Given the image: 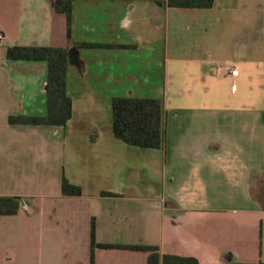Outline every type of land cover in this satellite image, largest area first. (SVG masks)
<instances>
[{"label": "crops", "instance_id": "crops-1", "mask_svg": "<svg viewBox=\"0 0 264 264\" xmlns=\"http://www.w3.org/2000/svg\"><path fill=\"white\" fill-rule=\"evenodd\" d=\"M0 31V196L20 204L0 264L264 261V0H72L70 24L56 0H0ZM13 45L69 48L65 126L9 120L47 111V62ZM114 96L162 99L160 148L115 136Z\"/></svg>", "mask_w": 264, "mask_h": 264}, {"label": "trees", "instance_id": "trees-1", "mask_svg": "<svg viewBox=\"0 0 264 264\" xmlns=\"http://www.w3.org/2000/svg\"><path fill=\"white\" fill-rule=\"evenodd\" d=\"M172 7H211L214 0H166ZM56 8L67 14L69 24L72 15V0H56ZM70 32V31H69ZM70 34V33H69ZM78 46H104L92 42H80ZM7 57L16 60H43L47 62L46 100L44 115L10 116L11 122L51 124L65 126L72 117V97L67 89V75L71 61L68 47L51 45H13L7 49ZM113 132L128 144L160 148L164 141V107L158 97L114 96L112 98ZM62 191L65 195H81L82 188L63 178ZM110 193V192H108ZM19 197L0 196V214H13L19 209ZM93 223L92 242L96 244ZM108 246L106 244H100ZM134 248L149 251L147 264H201L196 257L176 254H161L156 245H139ZM91 264H94L93 256ZM228 264H264L230 262Z\"/></svg>", "mask_w": 264, "mask_h": 264}, {"label": "built area", "instance_id": "built-area-1", "mask_svg": "<svg viewBox=\"0 0 264 264\" xmlns=\"http://www.w3.org/2000/svg\"><path fill=\"white\" fill-rule=\"evenodd\" d=\"M4 38H5V35L3 34V32L0 31V42H3ZM222 70L224 71L225 74H229L234 77L239 75L238 68L230 66V65L222 66Z\"/></svg>", "mask_w": 264, "mask_h": 264}]
</instances>
